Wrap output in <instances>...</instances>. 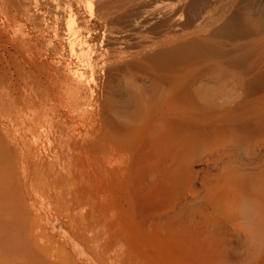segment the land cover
I'll return each instance as SVG.
<instances>
[{
  "label": "rangeland",
  "instance_id": "obj_1",
  "mask_svg": "<svg viewBox=\"0 0 264 264\" xmlns=\"http://www.w3.org/2000/svg\"><path fill=\"white\" fill-rule=\"evenodd\" d=\"M12 1L7 0L9 11L15 10L11 4H18L19 11L31 15L35 25L39 22L34 32L41 35L40 42L46 45L52 39L60 48L56 54L45 50L27 53L16 46L0 21V89L6 97L0 112L8 111L3 120L19 138L27 133L34 136L27 146L17 141L16 152L22 195L29 214L37 215L39 241L48 246L49 258L71 264H264V129H255L249 122L264 121V0H109L113 3L107 5L103 0L86 1L96 10L97 17L90 21L99 25L95 46L100 52L118 37L127 39L123 55H136V61L147 57L133 75L124 76L122 85L135 96L147 85L163 87L166 103L162 98L165 120L161 131L139 116V110L114 102L119 97L109 91L94 92L88 107L94 117L79 115L83 106L74 101L70 105L67 95L58 97L50 82L52 75L67 78L80 62L67 47L62 9L57 12L52 0H45L51 4L48 10L38 4L40 0ZM105 5L117 11L113 17L129 10L136 20L144 19L139 23L127 19L129 14L122 16L124 20L120 17V23L112 25L125 28L117 26L120 31L109 33L114 34L113 38L109 35L110 43L108 34L103 35L104 19L98 18L104 16L100 11H110ZM166 15L171 20L162 18ZM117 19L112 18L113 22ZM162 19L171 21V26ZM152 22L164 25L157 24L161 29ZM53 23L60 38L53 39L54 28L49 26ZM139 24L144 26L138 29ZM132 28H137L136 34ZM143 31L152 38L143 37ZM130 32L131 37L137 35L135 43L130 42ZM142 37L147 39L143 42ZM138 38L150 50L142 49ZM112 49L107 52L111 54ZM150 55L155 57L148 59ZM21 89L29 95L25 97ZM39 94L45 96L37 99ZM241 177H247L244 184Z\"/></svg>",
  "mask_w": 264,
  "mask_h": 264
},
{
  "label": "bare ground",
  "instance_id": "obj_2",
  "mask_svg": "<svg viewBox=\"0 0 264 264\" xmlns=\"http://www.w3.org/2000/svg\"><path fill=\"white\" fill-rule=\"evenodd\" d=\"M12 1V0H11ZM17 1V0H16ZM16 1H14V2H16ZM20 1H22L23 3H24V0H20ZM19 1V2H20ZM86 1L87 0H52V2L55 4H53L54 6V8H55V10L57 11L58 9H62V13L61 14H63V16L65 17V20H66V23H65V41H66V43H67V47H68V49H69V52L72 54V55H75L76 57H78L79 59H80V62L82 61L83 63H81V65H80V62H79V65L77 66V67H75V68H72V73L70 74V76H68L67 78H62V77H60V76H58L57 75V73L55 74V72H53L55 75H52V81H50V82H53V84H55V86H56V90H57V92H58V97H64L63 95L62 96H59V94H64V95H67L68 97H69V101H70V105H71V101H74V103L75 102H77V104H78V106H83V108H81V111H80V113H79V115H82V116H86V117H90V116H92V117H94V113L91 111V110H89V105H90V101H92V96H93V94H94V92H96L97 90H105V92H110L111 93V95L112 94H114V95H117L119 98H118V100H120V101H116L117 99H115L114 100V102H120V105H121V107H124V108H130V107H133V108H135L136 110H139L138 111V114H139V116L141 115L142 116V118L143 119H145L147 122H149V123H151V122H153V123H155V124H157V126H158V129L161 131L162 130V127H163V122H164V120H165V108H164V101L166 100V98H164V89H163V87L162 86H160V87H162V88H157V86H155L154 84H153V86L152 85H147L145 88H140V94H138V95H134L133 93H131V91L129 90V87H128V89H127V87H125V86H123L122 84H124L125 83V75L126 74H128V76L129 75H133L134 73V70L137 68V67H139V66H143L144 64V61H146L147 62V57L146 58H144V59H142L143 61H136V60H134L133 58H135L134 56H136V55H134L133 56V58H130V56H131V54H130V56H128L129 55V53H127V54H124L123 55V53H125V50L123 51V49H126L125 47H126V44H124V43H126L125 42V40L124 39H126V38H122V36H121V38L123 39H120V38H118V37H114V36H112V35H114V34H112V35H110L111 33H114V32H117V30H119L120 28H122V27H119L121 24H119V29L118 28H116V27H114L115 25L113 24V23H117V21H119V23H120V19L122 18V16H126L127 14H129L130 12H128L127 11V14H126V12H125V14L126 15H123L124 14V12L123 13H119V14H122V16L120 15V17H119V15H117L116 13H117V11L119 10V9H117V6L116 5H114L113 4V6H116V9H117V11L116 10H112V9H114L113 8V6H112V4L111 3H113V2H111V1H109V0H103L104 1V3L103 4H105L106 3V5L109 3V2H111L110 4H111V8L112 9H110V7L109 8H107L106 7V5L104 6V9H110V11H107L106 13L104 12V13H102L101 11H100V9L101 10H103V8H100L99 9V11H100V13H101V15H104V16H101V17H98L99 19H101L102 20V17H103V19H104V23H103V35L105 36L106 34H108V37H109V35H110V37L112 36V38L114 37L115 39H113L114 41H113V43H111L112 41H111V38L108 40V41H110V43H111V45H112V47H114L113 49L112 48H110V49H112L111 50V54H110V52H107V50L108 51H110V49H107V48H109V47H111V45H109V43L107 44V46H104V47H107L106 48V50L105 51H99L97 48H96V38H97V32H98V29H99V25H98V23H95V22H92V21H90V20H92V19H94L95 17H97V16H95L94 15V11H96V10H94L93 11V7H92V4L89 2V4L87 3L86 4ZM95 1H98V0H93V2H95ZM114 1V0H113ZM115 1H117V2H115ZM114 2L115 3H118L119 1L118 0H115ZM121 1V0H120ZM131 0H129V1H127L128 3L130 2ZM135 1V0H134ZM9 2V4H10V1H8ZM13 2V1H12ZM11 2V3H12ZM19 2H17V3H19ZM32 2V1H31ZM50 2V1H49ZM49 2H45V0L43 1V0H40V2L38 3L41 7H46V9L48 10V8H50L51 9V4H49ZM88 2V1H87ZM100 2V1H99ZM21 3V2H20ZM33 3V2H32ZM96 3V2H95ZM131 3V2H130ZM7 0H0V21H3V23H4V25L6 26V28H4L3 27V29H6L7 30V32H8V34H10V36H11V38H12V40H13V42L14 43H16V46L18 47V46H20L21 47V49H24L25 51H27V53H32V52H40L41 50H45V51H49V52H55V51H57L58 49L60 50V48H59V46H58V41H55V40H49L50 38V36H43L42 35V38L44 37V38H46L47 40H49V41H47L46 39H44V40H46L47 41V43H46V45H45V43L43 44V41L42 42H40V39H39V37H41V35L40 34H38V32H37V35H40L39 37L38 36H36L35 34V32H34V29L35 28H38V27H40V26H38L37 24L39 23H37L36 25L38 26V27H36V25H35V23H36V21L31 17V15H28L27 13L25 14L23 11H19V9H18V4L17 5H15L14 7H12V4L10 5L11 6V8H15V10H14V12H12V11H9V9L7 8ZM22 4V3H21ZM34 4V3H33ZM91 4V5H90ZM99 3H97V4H95V5H98ZM109 4V5H110ZM159 4V3H158ZM14 5V4H13ZM87 5H88V7H87ZM129 5V4H128ZM156 5V4H155ZM24 6V5H23ZM48 6V7H47ZM93 6H94V4H93ZM99 6V5H98ZM96 7V9L97 8H99V7ZM102 6V5H101ZM151 6V5H150ZM157 6V5H156ZM171 6V5H170ZM17 7V8H16ZM25 7V6H24ZM53 7H52V9H53ZM152 7V6H151ZM162 7V6H161ZM164 7V6H163ZM175 7V6H174ZM40 8V7H39ZM39 8H37V9H39ZM22 9V8H21ZM20 9V10H21ZM106 9V10H107ZM144 9V8H143ZM164 9H165V7H164ZM23 10V9H22ZM28 11H29V9H27ZM31 10V9H30ZM45 10V9H44ZM98 10V9H97ZM112 10V11H111ZM171 10V9H170ZM169 10V11H170ZM41 11V10H40ZM99 11L97 12L98 13V15H99ZM113 11H116V15L119 17H117L116 18V16L115 17H113L112 16V14H113ZM145 11V10H144ZM144 11H142V15L141 16H143L144 14L143 13H145ZM163 11V10H162ZM35 12V11H34ZM45 12V11H44ZM44 12H43V14H44ZM54 11H52V13H53ZM58 12V11H57ZM147 12V11H146ZM29 13V12H28ZM32 13V12H31ZM47 13H48V11H47ZM47 13H45V14H47ZM50 13V12H49ZM140 13H141V11H140ZM151 13V12H150ZM168 13H173V12H168ZM42 14V15H43ZM55 14V16H58L56 13H54ZM54 14H51V15H54ZM85 14H87V15H89V18L88 17H86V15ZM179 14H181V13H179ZM34 15L36 16V14L34 13ZM130 15V14H129ZM133 15V14H132ZM140 15V14H139ZM139 15H138V17L137 18H139ZM148 15V14H147ZM150 15V14H149ZM148 15V16H149ZM152 15H153V13H152ZM163 15V14H162ZM170 15L171 14H169V17H170ZM173 15H175V13L173 14ZM181 15H183V14H181ZM44 16V15H43ZM55 16H54V18H55ZM111 16H112V18H113V20H115V19H117L116 20V22H113V20H112V18H111ZM137 16V15H136ZM135 16V17H136ZM140 16V17H141ZM159 16V15H158ZM168 15H166V16H164V17H162L163 19L165 18V17H167ZM172 16V15H171ZM130 17V18H129ZM127 19H131V15L129 16ZM145 17H146V15H145ZM156 17V16H155ZM167 18V19H170V18ZM181 17V16H180ZM63 17H61L60 16V18H58V19H60V21H61V19H62ZM88 18V19H87ZM40 19V18H39ZM56 19V18H55ZM125 18H122L121 20H124ZM132 19L134 20L135 18H134V16L132 17ZM144 19V18H143ZM143 19H141L140 21L142 22V20ZM158 19V18H157ZM162 19V20H163ZM166 19V18H165ZM166 19V20H167ZM184 19V18H183ZM36 20H37V18H36ZM48 20H49V18H48ZM133 20L132 21H130V23L131 22H133ZM136 20V19H135ZM152 20V19H151ZM171 20V19H170ZM176 20H177V18H176ZM50 21V20H49ZM57 21V20H56ZM126 21H129V20H125V22ZM136 21H139V20H136ZM140 21H139V23H140ZM153 21V20H152ZM157 20L155 19V22H156ZM164 21V20H163ZM20 22H22V24H19ZM45 22H47V21H45ZM51 22H54V21H51ZM124 22V23H125ZM149 22H151V21H149ZM155 22H152V23H150V24H155ZM159 22H160V20H159ZM157 23V24H161L162 25V27H163V22L162 23ZM166 21H164V23H165ZM168 22V24L167 25H169V26H171L170 24H169V22L171 23V21H167ZM166 22V23H167ZM173 22H174V20H173ZM177 22V21H176ZM44 23V22H43ZM123 23V24H124ZM127 23V22H126ZM130 23H127V24H130ZM147 23H148V21H147ZM58 23H56V25H57ZM114 26H113V25ZM133 24V23H132ZM135 24V23H134ZM138 24V23H137ZM145 24V23H144ZM157 24H155V25H157ZM2 25V24H1ZM45 25V24H44ZM48 25V24H47ZM47 25H45L46 27H47ZM51 25V26H50ZM53 25H54V23H53ZM154 25V26H155ZM49 26L50 27H53L54 28V32L53 33H55V35H53L54 36V38L53 39H56V38H60V36H59V31H58V28H57V26H52V24H49ZM61 26V25H60ZM125 26H126V24H125ZM128 26V25H127ZM140 26H144L143 24L142 25H138V29L140 28ZM147 26V25H146ZM145 26V27H146ZM158 26V25H157ZM156 26V27H157ZM176 26V25H175ZM1 27V26H0ZM41 27H43V26H41ZM129 28L130 27H132V26H128ZM133 27H135V25H133ZM137 27V26H136ZM149 27V25L147 26V28ZM150 27H152V25L150 26ZM159 28L161 27V26H158ZM158 27H157V31H158ZM162 27H161V29H162ZM125 27H123V29H124ZM129 28H127V30H129ZM164 28H167L168 29V26L167 27H165L164 26ZM171 27H169V29H170ZM173 28H174V25H173ZM47 28H43V30H46ZM117 29V30H116ZM135 29V28H134ZM137 29V28H136ZM136 29L135 30H133V28L131 29V30H133V31H131V32H134L135 31V33L134 34H136ZM144 30H145V28H143ZM152 29V28H151ZM156 29V28H155ZM154 29V30H155ZM160 29V30H161ZM5 30V31H6ZM37 30H40V29H37ZM100 30V29H99ZM121 30V29H120ZM119 30V31H120ZM142 30V29H141ZM141 30H138V32L140 31L141 32ZM148 30H150V28L148 29ZM4 31V30H3ZM40 31H42V30H40ZM119 31H118V33H119ZM124 31V30H123ZM123 31H122V33H123ZM126 31V30H125ZM124 31V32H125ZM145 31H147V30H145ZM157 31H155V32H157ZM45 32V31H44ZM46 32H47V30H46ZM131 32L128 34L127 33V35H131ZM151 32V30L148 32V33H150ZM154 32V31H153ZM5 33V32H4ZM40 33V32H39ZM110 33V34H109ZM121 33V32H120ZM121 33V34H122ZM144 33V31L141 33L142 34V36L144 35L143 34ZM146 33V32H145ZM147 33V34H148ZM7 33H6V35H8ZM43 34V33H42ZM117 34V33H116ZM124 34H126V33H124ZM124 34H123V37H125L124 36ZM133 34V33H132ZM138 34V33H137ZM151 34V33H150ZM150 34H148V35H144V36H148L149 37V35ZM167 34V33H166ZM162 35H164V33L162 34ZM176 37H177V35L176 34H174ZM120 36V35H119ZM143 36V37H144ZM167 36V37H166ZM168 36H170V35H164V37H166V38H170V37H172V36H170V37H168ZM103 37V36H102ZM106 37V36H105ZM133 37V38H132ZM132 37L130 36V38H132V40L133 41H130L131 43H135L137 40H135L134 41V35H132ZM136 37H137V35H136ZM135 37V38H136ZM140 38L142 41L143 40H145V39H147V37H145V38ZM150 37L152 38V36L150 35ZM149 37V38H150ZM154 37V36H153ZM161 37V36H160ZM164 37H163V39H164ZM49 38V39H48ZM104 38V37H103ZM159 38V37H158ZM178 38V37H177ZM180 38V37H179ZM137 39V38H136ZM139 39V38H138ZM140 39L138 40V43H142V42H139L140 41ZM161 39V38H160ZM161 39L160 41H164V40H166V39ZM174 39H175V37H174ZM174 39H172V40H174ZM158 40V39H157ZM168 40V39H167ZM166 40V41H167ZM176 40V39H175ZM100 41V40H99ZM105 42L107 41V39L106 40H104ZM126 41H127V39H126ZM148 41V40H147ZM166 41H164L165 43H166ZM12 42V43H13ZM101 42V41H100ZM104 42V44L106 45V43ZM129 42V41H128ZM127 42V43H128ZM129 42V43H130ZM144 42V41H143ZM150 42V41H149ZM168 42H171V40L170 41H168ZM167 42V43H168ZM173 42V41H172ZM13 43V44H14ZM128 43V44H129ZM137 43V44H138ZM146 43V42H145ZM155 43H160L159 41L158 42H155ZM161 43H163V42H161ZM192 43V42H191ZM103 44V45H104ZM123 44H124V46H123ZM144 43H142L141 45H140V47H142V49H143V46H145V49L148 51V50H150V49H147V47H146V44L145 45H143ZM154 44V43H153ZM15 45V44H14ZM99 45V44H98ZM102 45V44H101ZM102 45V46H103ZM113 45H115V46H113ZM134 46L136 45V44H133ZM149 45V44H148ZM147 45V46H148ZM152 45V44H151ZM155 45V44H154ZM15 46V47H16ZM131 45L129 44V47H130ZM153 46V45H152ZM151 46V47H152ZM175 46V45H174ZM180 46V45H179ZM50 47V48H49ZM62 47V46H61ZM103 47V48H104ZM133 47V46H132ZM132 47H130V48H132ZM136 47V46H135ZM181 47H182V45H181ZM19 48V47H18ZM18 48H16V49H18ZM102 48V47H101ZM128 48V47H127ZM153 48V47H152ZM151 48V49H152ZM187 48H188V46H187ZM105 49V48H104ZM137 49V48H136ZM136 49H135V51H136ZM170 49L171 48H169V52H171L170 51ZM182 49H185V48H182ZM191 48L189 47V50H190ZM19 50V49H18ZM59 50L57 51V52H59ZM62 50V49H61ZM130 50V49H129ZM129 50H126L127 52L129 51ZM133 51H134V49H132ZM131 50V51H132ZM139 50V48L137 49V51ZM171 50H173V49H171ZM176 50V49H175ZM180 50H181V48H180ZM185 50H187V49H185ZM185 50H183L182 52H184ZM22 51V50H21ZM131 51H129V52H131ZM132 51V52H133ZM140 51V50H139ZM165 51H167V50H165ZM174 51V50H173ZM177 51V50H176ZM24 52V51H23ZM142 53H144V50L143 51H141ZM140 52V54H142ZM178 52V51H177ZM20 53H22V52H20ZM135 52H133V54H134ZM137 53H139V52H137ZM156 53V52H155ZM155 53H153V54H155ZM157 53H159V55L162 53H160V52H157ZM26 54V53H25ZM25 54H23V56L25 55ZM33 54V53H32ZM55 54H56V52H55ZM19 55V54H18ZM22 55V54H21ZM21 55H20V58H22L21 57ZM34 55V54H33ZM33 55H32V58H33ZM59 55V54H58ZM61 55V54H60ZM128 56L129 58H127L126 56ZM156 56H157V54H155ZM155 55H152V56H154L155 57ZM26 56V55H25ZM24 56V57H25ZM149 56V55H148ZM152 56L150 55V57L148 58V59H150V58H152ZM23 57V58H24ZM31 57V56H30ZM30 57H27L26 59H29ZM35 58L37 57V55H35L34 56ZM43 57V56H42ZM75 57V58H76ZM132 57V56H131ZM153 57V58H154ZM25 59V60H26ZM22 60V59H21ZM47 60V59H46ZM27 61V60H26ZM28 61H32V60H28ZM27 61V63H29ZM35 61V60H34ZM33 61V62H34ZM42 61V60H41ZM56 61V60H55ZM59 60H57V62H58ZM45 62V61H44ZM47 62H49V61H46V65L49 67V69H50V66L48 65L50 62L51 63H53L54 61H53V59H52V61H50L49 63H47ZM23 63V62H22ZM55 63V62H54ZM25 64V63H24ZM23 64V65H24ZM33 63H31L30 62V65H32ZM34 64H36V62L34 63ZM33 64V65H34ZM51 65V64H50ZM24 66H26V64L24 65ZM28 66V65H27ZM42 66V65H41ZM54 66V65H53ZM52 66V67H53ZM30 67V66H29ZM35 67V66H34ZM37 67V66H36ZM47 67V68H48ZM56 67V66H55ZM27 67H24V69L25 70H28V69H26ZM58 68H60V67H58ZM140 68V67H139ZM138 68V69H139ZM23 69V70H24ZM44 69V68H43ZM55 68L53 67V70H54ZM48 70V69H47ZM52 70V71H53ZM57 70V69H56ZM62 70V69H61ZM29 71V70H28ZM45 71V70H44ZM51 71V70H50ZM50 71H48L49 72V74H50ZM32 72V71H31ZM30 72V73H31ZM42 72V74H43V71H41ZM22 73H23V71H22ZM24 73H26V71L24 72ZM38 73V72H37ZM60 73V72H59ZM27 74V73H26ZM25 74V75H26ZM48 74V75H49ZM51 74H52V72H51ZM63 74V73H62ZM23 75V74H22ZM24 75V76H25ZM32 75V74H31ZM47 75V76H48ZM21 76V75H20ZM26 76H28V75H26ZM64 76V75H63ZM66 76V75H65ZM64 76V77H65ZM125 76V77H124ZM127 76V77H128ZM41 77V76H40ZM126 77V78H127ZM36 78H38V77H36ZM47 78H49V77H47ZM124 78V79H123ZM22 79H24L23 77H22ZM26 79H28V78H25V80ZM123 79V80H122ZM31 80V79H30ZM51 80V79H50ZM122 80V81H121ZM24 81V80H23ZM39 81H40V79H39ZM41 81H42V79H41ZM47 81V80H46ZM123 81H124V83H123ZM37 82V81H36ZM50 82H49V80H48V82L47 83H49V85H50ZM24 83V82H23ZM28 83H31V81L29 82L28 81ZM33 83V82H32ZM31 83V84H32ZM41 83V82H40ZM5 84V83H4ZM39 84V83H38ZM10 85V84H9ZM40 85V84H39ZM48 84L46 85V86H49ZM145 85V84H144ZM5 86V85H4ZM20 86V85H19ZM31 86V85H30ZM35 86H37V85H35ZM54 86V85H53ZM18 87V86H17ZM20 87H22V86H20ZM20 87H19V89L18 90H20ZM23 87H25V85L23 86ZM29 87V86H28ZM30 88V87H29ZM37 88H38V86H37ZM36 88V89H37ZM40 88V87H39ZM42 88H45V90H47L46 89V87L44 86V87H42ZM51 88V90H52V92L54 91V93H55V90L54 89H52V87L50 86L49 87V89ZM54 88V87H53ZM34 89V88H33ZM21 90H23V89H21ZM27 90V89H26ZM29 90V89H28ZM31 90V89H30ZM33 91V90H32ZM35 91H37V90H35ZM168 91V90H167ZM17 92V91H16ZM21 92V91H20ZM25 91L23 90V93H24ZM52 92L51 93H47V91L46 92H44V94L45 93H47L48 95L49 94H52ZM13 93V92H12ZM29 93L30 92H26V94H28L29 95ZM32 93V92H31ZM33 93H34V91H33ZM37 93H39V91L37 92ZM36 93V94H37ZM7 94V93H6ZM16 94V93H15ZM25 94V93H24ZM26 94H25V97H26ZM41 94V93H40ZM40 94L37 96V99L38 98H40ZM46 94V95H47ZM107 94H109V93H107ZM4 95H5V92H2V90L0 89V105L2 104L3 105V102H5V98L6 97H4ZM9 95V94H8ZM34 95V94H33ZM42 95V94H41ZM53 95V94H52ZM52 95H50V97L52 96ZM22 96H23V94H22ZM22 96H21V98H22ZM31 96H32V94H31ZM43 96H45V95H43ZM43 96H41L42 98H43ZM54 96H56V95H54ZM67 96H65L66 97V99L68 98ZM53 97V96H52ZM57 97V98H58ZM167 97V96H166ZM28 98L29 99H31L32 100V98H30L29 96H28ZM42 98H40V99H42ZM47 98L49 99V97L47 96ZM162 98L164 99V101L162 100ZM15 99V98H14ZM33 99H34V96H33ZM39 99V100H40ZM51 99V98H50ZM64 99V98H63ZM7 100V99H6ZM24 100H26V98L24 99ZM15 101H17V100H15ZM27 101H28V99H27ZM30 101V100H29ZM41 101H43V100H41ZM93 101H94V99H93ZM163 101V102H162ZM246 101V100H245ZM18 102V101H17ZM66 102H68L67 100H66ZM112 102V101H111ZM250 102H252V103H254L253 101H250ZM49 103V102H48ZM93 103V102H92ZM113 103V102H112ZM165 103H166V101H165ZM244 103V102H243ZM249 103V102H248ZM261 103H263V102H261ZM4 104H6V103H4ZM21 104V103H20ZM23 104V103H22ZM73 104V103H72ZM76 104V103H75ZM111 104V103H110ZM119 104V103H118ZM241 104V103H240ZM255 104V103H254ZM253 104V105H254ZM260 104V103H259ZM12 105V104H11ZM15 105V104H14ZM33 105V104H32ZM48 105V104H47ZM85 105H87L86 107L87 108H85L84 106ZM252 105V104H251ZM5 106V105H4ZM76 106V105H75ZM78 106H76L77 108H78ZM91 106V105H90ZM12 107V106H11ZM18 107V106H17ZM26 107V106H25ZM256 107H259V106H256ZM3 108V107H2ZM2 108H0V110L2 109ZM253 108H255V107H253ZM7 109V108H6ZM16 109V108H15ZM8 110V109H7ZM13 110V109H12ZM75 110H77V109H75ZM6 111V110H5ZM4 111V112H5ZM21 111V110H20ZM28 111V110H27ZM1 112H2V110H1ZM0 112V264H71L69 261H66L65 259H62V258H60V259H55V260H52V259H50L49 258V249H48V246L47 245H45V244H42L40 241H39V237H40V233L38 232V227H39V224H38V222H37V220L35 219V217L37 216H35L34 218H33V216H31L30 214H29V209H28V207H27V204H26V202H25V200H24V197H23V195H22V189H21V183H20V176H21V167H19L20 166V161L18 160V156H17V152H16V150L18 149L17 148V144H18V142L17 141H19V140H22V142L24 143H26V146L27 145H29V143L27 142V140L29 141V139L30 140H32V142H33V140H34V136L33 137H30L31 136V134H30V136H29V134L27 133L26 135L25 134H22L20 137L21 138H19L18 137V135H16L15 133H14V131L12 130V129H10V128H8V126H9V124H6L5 122H4V120L3 119H6V114L8 113V111H7V113L4 115L3 113H1ZM16 112V111H15ZM22 114V113H21ZM27 114V113H26ZM136 114V112L135 113H132L131 115H135ZM123 115H125V116H127L128 114L127 113H123ZM5 116V118H3ZM120 116V115H119ZM118 116V117H119ZM7 117H8V115H7ZM10 117V116H9ZM17 118V117H16ZM33 118H35V117H33ZM7 120H8V118H7ZM12 120V119H11ZM24 120V119H23ZM9 121V120H8ZM37 121V120H36ZM40 121V120H39ZM38 121V122H39ZM11 122V121H10ZM250 122V126L252 125V126H257V127H255V129H259V128H261V130L262 129H264V128H262V127H264V121H262L261 123H260V121L258 122V121H253L254 123L252 124V122L251 121H249ZM249 122H248V124H249ZM13 123V122H12ZM35 123V127H37L36 126V122H34ZM45 123V122H44ZM44 123H43V127H44ZM48 123V122H47ZM26 124V123H25ZM31 125V123L29 124V126ZM39 125V124H38ZM14 126H15V124H14ZM32 126V125H31ZM34 126H32V127H34ZM46 126V125H45ZM40 127V126H39ZM11 128H12V126H11ZM35 129V128H34ZM38 129V128H37ZM44 129V128H43ZM254 129V130H255ZM16 131V130H15ZM37 131H39V129L37 130ZM41 131V130H40ZM40 131H39V133H40ZM46 131V130H45ZM260 131V130H259ZM264 130H262V132H263ZM34 132V131H33ZM48 132V131H47ZM35 133H36V131H35ZM42 133V132H41ZM40 133V134H41ZM43 134V133H42ZM42 134H41V136H42ZM48 134V133H47ZM35 135H39V134H35ZM45 135H46V133H45ZM28 136V138H26ZM49 136V135H48ZM36 138V137H35ZM38 138H39V136H38ZM40 138H42V137H40ZM45 138V137H44ZM44 138H42V139H44ZM50 139V138H49ZM39 140V139H38ZM37 141V140H36ZM43 141V140H42ZM41 141V142H42ZM30 142V141H29ZM47 142V141H46ZM46 142H45V145H46ZM43 143V142H42ZM47 144H49V143H47ZM251 146V145H250ZM254 147V146H253ZM250 150H251V148H250ZM253 152H254V150H253ZM251 153H252V150H251ZM254 154V153H253ZM249 155H252V154H249ZM260 158H262V157H260ZM264 158H262V160H263ZM264 161V160H263ZM262 161V162H263ZM261 162V163H262ZM262 165H263V163H262ZM256 167V166H255ZM239 168V167H238ZM237 168V169H238ZM264 169V168H263ZM262 169V170H263ZM231 170H233V169H231ZM236 170V169H235ZM234 170V171H235ZM230 171V170H229ZM237 171V170H236ZM233 172V171H232ZM238 172V171H237ZM241 172V171H240ZM244 172V171H243ZM245 172H247V171H245ZM246 174V173H245ZM249 174V173H248ZM250 174H251V172H250ZM260 174V173H259ZM240 175V174H239ZM238 174H237V176H239ZM253 175V174H252ZM261 175H263V174H261ZM260 175V176H261ZM233 176V175H232ZM236 176V177H237ZM241 176H244V175H241ZM247 176V175H246ZM233 177H235V176H233ZM235 177V178H236ZM249 177V176H248ZM254 177H255V173H254ZM253 177V178H254ZM257 177V176H256ZM262 177V176H261ZM261 177H259V178H261ZM243 177H241V179H239V180H241V181H243L245 178L247 179V177H245L244 179H242ZM249 179H250V177H249ZM263 179V178H262ZM251 180V179H250ZM256 180V179H255ZM258 180V179H257ZM223 182V181H222ZM244 182L245 181H243V182H241V183H243L244 184ZM247 182V181H246ZM248 183H249V181H248ZM251 183V182H250ZM261 183V182H260ZM264 183V182H263ZM222 184V183H221ZM225 184V183H224ZM223 184V185H224ZM252 184V183H251ZM220 185V184H219ZM264 185V184H263ZM218 186V185H217ZM217 186H215V187H217ZM222 186V185H221ZM244 186V185H243ZM246 186H249V185H246ZM258 186V185H257ZM220 187V186H219ZM222 187H224V186H222ZM245 187V186H244ZM211 188V187H210ZM225 189H227L226 188V186L224 187ZM247 188V187H246ZM253 188H254V185H253ZM259 188V187H258ZM212 190H213V187L211 188ZM221 189V188H220ZM223 189V188H222ZM252 189V188H251ZM257 189V188H256ZM262 189V188H261ZM263 190V189H262ZM261 190V191H262ZM210 191V190H209ZM217 191V190H216ZM226 191V190H225ZM252 191V192H251ZM250 192L251 193H253V191H255V190H251ZM256 191H258L259 192V190H256ZM223 192V191H222ZM217 193V192H216ZM261 193V192H260ZM264 193V192H263ZM257 194V193H256ZM215 195H217V194H215ZM218 195H219V192H218ZM218 195H217V198H218ZM220 195H221V193H220ZM255 195V194H254ZM264 196V195H263ZM262 196V197H263ZM260 197V196H259ZM30 210H31V208H30Z\"/></svg>",
  "mask_w": 264,
  "mask_h": 264
}]
</instances>
